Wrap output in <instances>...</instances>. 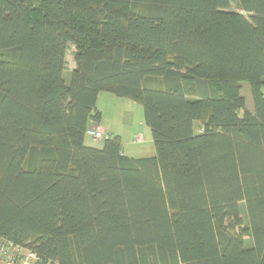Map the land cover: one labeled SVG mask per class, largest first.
I'll return each instance as SVG.
<instances>
[{
	"label": "trees",
	"instance_id": "1",
	"mask_svg": "<svg viewBox=\"0 0 264 264\" xmlns=\"http://www.w3.org/2000/svg\"><path fill=\"white\" fill-rule=\"evenodd\" d=\"M101 92L141 103L154 155L85 143ZM0 237L41 264H264V0H0Z\"/></svg>",
	"mask_w": 264,
	"mask_h": 264
},
{
	"label": "rangeland",
	"instance_id": "2",
	"mask_svg": "<svg viewBox=\"0 0 264 264\" xmlns=\"http://www.w3.org/2000/svg\"><path fill=\"white\" fill-rule=\"evenodd\" d=\"M232 8L238 10L236 4H233ZM74 52L75 48L73 44L70 43L66 51L65 69L63 72V78L67 82L69 80V71L75 66ZM241 94L245 98L246 108L252 111L253 104L247 82L241 83ZM98 105L102 112V120L104 122L112 123L114 126L116 125L121 131L124 129H137L136 134L141 135L143 138L140 144L146 145V147L148 145L146 150L150 149L154 151V144L149 127L143 122L142 126H144L145 129L141 130L139 125V122L143 119L140 102L127 97H119L110 92H101ZM195 125L197 126V123ZM85 142L87 145L91 146H98L101 143L100 140H92V138L87 135H85Z\"/></svg>",
	"mask_w": 264,
	"mask_h": 264
},
{
	"label": "built area",
	"instance_id": "3",
	"mask_svg": "<svg viewBox=\"0 0 264 264\" xmlns=\"http://www.w3.org/2000/svg\"><path fill=\"white\" fill-rule=\"evenodd\" d=\"M85 135L91 137L92 140L99 141L109 136V132L98 123H92L87 127ZM142 139L141 135L134 136V141L137 143H140ZM0 261L5 264H41L42 259L35 251L25 249L0 237Z\"/></svg>",
	"mask_w": 264,
	"mask_h": 264
},
{
	"label": "crops",
	"instance_id": "4",
	"mask_svg": "<svg viewBox=\"0 0 264 264\" xmlns=\"http://www.w3.org/2000/svg\"><path fill=\"white\" fill-rule=\"evenodd\" d=\"M100 95H101V93H99L98 98H97V102H96V107L99 111H100V108L98 105V100H99ZM102 119H103L102 112L100 111V118H99V121L97 123L101 127H103L107 132H109L113 135H117L120 138L122 151L126 156L131 157V158H140V157L154 155L155 149H154V151L150 150V149L146 150L148 145L146 147V145L140 144L141 142L137 143L133 140V137L136 134L137 129H124L123 131H121L116 125L114 126V124H112V123L104 122ZM92 123L93 122L89 123V125H91ZM142 124H143V119L139 122V125H140L141 130H144L145 127L142 126ZM98 146H100V145H98ZM0 264H5V263L0 261Z\"/></svg>",
	"mask_w": 264,
	"mask_h": 264
}]
</instances>
